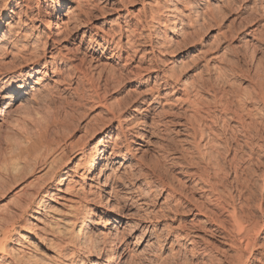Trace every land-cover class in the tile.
<instances>
[{"label": "bare ground", "instance_id": "obj_1", "mask_svg": "<svg viewBox=\"0 0 264 264\" xmlns=\"http://www.w3.org/2000/svg\"><path fill=\"white\" fill-rule=\"evenodd\" d=\"M135 1L141 2L137 13H141L143 19L137 17L136 20L135 17L134 23H130L134 16L127 6ZM244 1L102 0L105 3L102 7L98 0L3 1L0 9V68L2 66L5 70L0 73L1 122L8 123V115L13 113L14 102L18 100L27 101L35 109L48 103L46 101L60 91L62 82L68 80V77L61 80L59 64L78 70L68 62V51L62 44L78 36L77 30L89 21L95 9L102 13L104 10L112 11L116 16L107 29L93 26L82 32L79 43L87 40L89 61L95 59L91 57L94 53H98L97 61H104L101 64L105 70L117 65L119 59L124 58L121 66L127 67L137 58V65L133 67L134 77L139 84L152 81V85H146L136 99L124 103L110 101L107 105L104 103L105 106L100 102L97 91H92L89 98L105 107L101 108L105 118H101L98 111L100 114H95L93 119L103 120L87 129L85 138L88 141L71 146L65 156H59L62 150L58 151V139L49 138L47 127L37 130L33 140H27L26 132L18 127L19 135L24 137L19 149L21 162L26 165L35 157L32 167L41 166L42 169L40 174L29 178L28 173L24 175L25 166L18 162L7 164L5 159H0V200L7 195L8 188L20 184L19 190L13 192L0 208V264H124L128 258L138 256L140 251L127 252V240L118 226L113 224L112 232H105L113 217L104 212H113L107 203L113 197L114 186L120 178L119 169L122 173L130 169L134 159L133 147L145 137V130L140 132L137 129L147 124V120L154 124V116L168 115L173 104L180 105L181 119L166 122L177 127L175 133L194 149L198 162L195 163V171L188 170L189 164L183 154L174 156L170 162L179 170L178 173L192 180V188L186 189L182 184L181 189H177L171 181L158 184L160 190L165 186L170 190L167 195L169 205L178 216H192L180 219L173 227L179 233L171 242L170 255L177 256L187 243L192 255H204L210 262L220 261L213 253L221 252L220 258L225 264H249L250 261L264 264V239L260 238L264 234V205L259 201L256 206L248 189L239 185L236 152L227 160L228 170L233 164L231 181L237 183L233 190L229 188L231 181L221 176L224 169L215 158L223 145L226 153L242 150L244 145L234 149L228 143L236 138L239 140L235 135L237 132L242 134V143L247 147L248 160L242 168L247 178L252 174V160L264 159V81L256 80L252 92L246 96L247 102L254 105L252 108L262 112L261 120L247 121L239 102L226 98L233 90L226 89L232 83L227 80L225 65L229 61L225 52L238 54V51L234 45L227 48L219 46L221 39L225 40L229 35L219 28L218 20L223 19L226 11L231 14L234 7L244 4ZM12 5L16 6L14 11L13 8L9 10ZM63 8H66L64 12ZM232 14H235L233 21L243 18V13ZM242 22L244 24L239 23L240 27L230 31L231 38L238 34L239 48L247 47L248 43L257 42L260 38L256 27L247 26L250 21ZM39 24L44 26L42 31ZM211 27H217L215 34L206 35L207 40L204 41L197 39L202 31ZM211 38L216 46L208 43ZM119 51L121 56L116 55ZM107 52H111L110 56H105ZM176 52H179L177 56L182 55L159 61L166 64L159 70L155 58L161 59ZM21 60L28 63L16 64ZM197 60L202 62L200 70L208 78L204 79L199 74V79L194 78L196 81L193 83L189 74L176 73L178 64ZM230 73L237 76L242 71L232 68ZM75 88L74 92L78 91ZM144 112H152L153 116L147 117ZM53 125L55 127V123ZM58 126L63 127L61 124ZM228 130L230 135L226 133ZM262 171L260 193L264 185V167ZM47 174L55 180L53 190H50L51 180L37 186V181L44 176L46 178ZM189 190L196 192L203 201L187 195ZM206 204L213 206L216 212L210 211ZM138 207L143 209L146 204L140 203ZM255 209L258 216L254 214ZM200 216L215 228L201 226L197 219ZM28 218L32 222H27ZM156 218L155 213L146 214L144 219L134 223L136 229L147 231L145 246L152 239L157 245L160 242L148 226ZM119 222L114 219V223ZM205 232H209L211 238L222 239L229 252L210 243Z\"/></svg>", "mask_w": 264, "mask_h": 264}, {"label": "rangeland", "instance_id": "obj_2", "mask_svg": "<svg viewBox=\"0 0 264 264\" xmlns=\"http://www.w3.org/2000/svg\"><path fill=\"white\" fill-rule=\"evenodd\" d=\"M3 1L4 0H0V9L2 8ZM11 1L12 3L14 1L15 3L17 0ZM101 1L102 0H98V5L100 7L105 5V3H102ZM245 1L243 2L244 4H237L234 7V11H231V14L226 11L224 13L226 14L225 16L221 15L223 19L221 21L218 20L219 28L224 31L226 35L227 33L229 35L227 39H221V41L219 42V46H225V48H227L228 46L232 47L234 45V47L238 51V54H234L228 51L225 52V57L229 61L225 65V69L227 71L226 74H228L227 80L232 83L230 87L231 89L229 87H227L226 89L228 91L233 90L230 96H227L226 98H229L228 100L231 101L235 100L234 102H239L240 107H242L244 110L245 119L247 121L251 119L258 121L261 120L260 118L262 115L260 114L262 112L260 110H258L260 111L258 112L257 110H255V108L253 109L252 106L254 105L251 104V102H247L248 99L246 96H248V94L252 92L254 86L253 83L256 80L261 82L264 81V0ZM140 3L141 2L135 1V3H133L132 5L127 6V9L130 11L131 16H134L133 20H131L130 23H134L135 17L136 20H138L137 17H139V19L141 20L143 19L142 14L137 13V9L140 8ZM247 7H251V9ZM15 8L16 6L12 5L10 6L9 10L14 11ZM65 9L63 8V12L65 11ZM104 11L105 12L102 13L98 9L93 10L91 12L89 21L77 30L76 33H78V36L75 37V39L74 37H72V39L62 44V46H64V48L68 51V62L72 64V67L74 65V68H78L79 72L77 69H67L63 64H59L58 67L60 76L63 77L61 78V80L66 77H68V80L62 82V86L59 87L60 91L55 94L50 99V101H46L48 103L45 102L47 105L43 104L41 105V107H39V109H35L34 107L26 103L27 101L18 100L14 102L15 104L13 106V113L8 115V123L0 121V159H5L7 164H10L11 162H18L21 166H25L26 168L23 172L25 173L24 175L29 174L27 176L29 178H34L35 176L40 174L39 171L42 169V167H32V163L35 157H30L31 159H29V163L26 165L21 162L19 149L21 147L20 143L24 140V137L19 135L18 127L22 128V130L26 132L25 136L26 138H28L27 140H33L35 138L37 130L43 127H47V134L51 135L49 136V138L52 139L53 137L54 140L56 139V141L58 139V151L60 152V150H62V154L60 153L61 155L59 156H65L71 146L88 141L85 138L87 135L86 132L100 123L99 120H103L105 118V113H102V110L105 107L103 108L102 105L105 106V104L107 105L110 103V101L113 102L115 100V102L118 101L121 103L131 101L136 96L138 97V93H141L146 85H152V81L151 83L148 82V84H139L138 80L134 77L135 69L133 67L137 65V58L133 59L134 63L132 62V64L127 67L121 66L124 62V58H122L121 60L119 59L118 64H114L112 67L115 69L114 71L112 68V70L109 69L110 67L104 70V66L103 64H101L104 61H101L99 63L97 61V57L99 56L98 53H94L91 57L95 59L89 61V55L86 52V48L89 44L87 40L85 42L82 41L81 43H79L80 37L83 31L92 29L93 26H99L101 29H107L109 27V25L112 23L111 21L115 19L116 13L106 10ZM232 13H243V18L238 21H233L232 19L235 14ZM246 19L248 22L250 21L247 26H253L257 28L260 38L257 42H251L252 44L248 43L247 47L244 46L239 48V46H237L238 44L236 40L238 34L235 37L231 38L230 31H233L234 29L240 27L238 26L240 25L239 23L244 24L242 21ZM54 22L55 21L53 20V23ZM109 22L111 23L109 24ZM43 29L44 26L39 24V30L42 31ZM216 29L217 27H211L210 29L202 31V33L198 35L197 39H201L203 41L207 40L206 35L211 36L212 34H215L214 32L216 31ZM139 32H142L141 29H139ZM213 40L214 39L211 38L208 43H210L211 46H216L214 45L216 42ZM140 49L141 48H139V50ZM178 53L179 52L173 53L171 56L168 54L161 59H159L158 57L155 58L159 70L166 67V64H160L159 61L165 60L166 58H178L180 55H182L179 54V56H177ZM110 54L111 52H107L105 53V56H110ZM121 54L122 52L119 51L116 55L121 56ZM123 57H125V54H123ZM27 63L28 62L21 60L16 64L25 65ZM183 63L184 61L178 64V70L176 72L177 74L178 71L179 74H189L191 77L190 79L192 80L191 82L193 83L196 81L194 78H196L197 80L199 79L197 78L199 77V74H201L202 77L204 76V79L208 78L205 77L207 76L206 73H202L203 71L200 70L202 63L200 62V60H197L193 63ZM142 66L144 65L142 64ZM1 68L0 73L5 70L4 68ZM232 68H238L242 71L243 75L242 73L237 76L230 75V69ZM74 88L78 91L74 92ZM94 90H96L99 97H101L100 102L102 103V105H100V102L98 105L97 101L96 103L92 100V98H89L90 94H92L91 92ZM205 96L207 97V95ZM92 102H94V104H92ZM179 107V104H173V106H170V112L173 113L174 116L170 112L168 115L154 116V124H151L150 120H147V124L145 123L144 125L139 126L137 131L142 132V130L144 129L145 137L143 138V140L137 141L139 145H135L133 147L135 149L132 150L134 159L130 164V169L125 173H122V170L119 169L120 172L118 173V175H120V178L114 186L112 194L113 197L108 200L110 202H108L107 205L110 208L112 207L113 212H108V210H105L104 213L110 214L113 219L109 221L110 225L105 230V232H112V225L115 224L119 227V230L122 231L125 239L127 240V252L133 254L136 252L139 253L140 251L138 256L128 258L124 264H202L204 262L205 264H225L223 259L220 258L221 254L219 253L221 252H217L218 255L216 254V252H212L214 256L216 255V257H219L220 261L217 260L219 263L217 261L210 262L204 255H192L188 250L189 246L187 245V243L182 246L181 252L177 256L172 257L169 252L171 242L175 238L174 235L179 233V231L175 230L173 227L178 224L180 219H190L192 218V216H178L172 206L169 205L170 200L167 195L170 193V190H168L166 186L164 189L160 190L158 184L160 183V181L165 183L171 181L173 186L177 189H181L180 185L182 184L186 187V189L192 188V180H188L186 177H184L183 174L178 173L179 170L177 171L175 167L171 166L170 162L172 161V158H174V156L179 157L183 154V158L189 164L188 170L195 171V169L197 168V165L195 168L197 154L195 153L194 149L190 148L189 145L185 144L182 139L179 138L180 135H177L175 133L174 129H176L177 127L174 126V124L172 125L171 123L166 122V120H173L176 122L178 121L177 119H181ZM101 108L103 109L101 110ZM98 111H100L101 114ZM97 113L100 114V117L102 116L101 118H104L101 119L96 117V120L93 119L94 116H96L95 114ZM246 113L251 114L246 116ZM144 114H146L147 117L153 116L152 112H144ZM52 123H55V127ZM56 124L57 126L61 124V126H63L64 128H60L59 126L57 127ZM48 125L51 127L49 128ZM113 125H116V123H114ZM232 125L233 124L230 123V126ZM215 128L216 127H214V129ZM106 130L107 128L104 132H106ZM104 132L102 133L104 134ZM226 133L230 135L229 130ZM232 133L234 134L235 131H233ZM236 133L235 135L239 140H237L236 138L235 140H229L228 143L230 146L233 145L232 148L234 149L236 148V146L239 147L244 145L243 147H241L242 150H231L226 153L225 147L223 145L219 150L218 155H215L216 161L220 163L222 169H224L222 171L224 175L221 173V176H225L224 179L226 181H231V178L233 177V164L230 167V170H228L229 167L227 165V160L232 156V154H234V152H236L238 155L237 162H239V164L237 163V176L239 177V185L242 184L243 187H246L248 189L249 194L251 193L250 195L252 196V201L253 203L255 202L256 206L259 203L261 205H264V185L261 189L262 194L260 193L259 187L262 184L263 180V176L261 174L263 172L262 170L264 167V159L259 158V161L256 159L252 160L250 164L252 174L251 177H249V180V178H247V176L245 175L246 171L244 173L242 172V168L247 164L248 160L247 147H245V144L242 143V134H240L239 132V134ZM115 134L116 133H114L113 136ZM132 140L135 141L137 139L132 138ZM236 140L238 143L236 142ZM132 145L133 143H131V146ZM50 180V175L47 174L46 178L44 176L42 179L37 181V186H43L45 182ZM54 183L55 180L53 178L51 180L50 190H53L55 188ZM14 185L12 186L14 188L11 187L12 190L10 188H8V190L6 189L8 193L4 197L5 200L4 198L0 200V208L5 205L4 203L7 202V198L12 196L15 191L19 190L20 184ZM236 185L237 183L232 180L229 188L233 190L234 188H236ZM187 195L193 196L195 199H198V201H203V199L200 198V196L196 192H193L191 190L188 191ZM260 195L262 197H260ZM140 203H145L146 207H144L143 209H139L141 205L138 207V204ZM206 206L208 207V209H210V211L211 209L212 211H215L213 206L207 204ZM152 213H155L157 218L152 221L151 225H148L149 231H151L152 229V232L155 234V236H158L160 242L157 245L155 240L152 239L149 240L150 244L148 243L147 246H145L146 241L148 240L147 231L146 233H144L141 232L143 231L142 229H136V225L134 223H136V220L141 221V219H144L146 214L148 216ZM254 214L258 216L256 209ZM28 219L29 220L27 222H32L31 218ZM114 219L120 220V222L114 223ZM197 219H199V223H201V226L208 229H211L212 227L215 228L214 226H212V224L206 222L204 217L200 216L197 217ZM120 226L124 227V229L120 228ZM205 233L207 234V236ZM205 233V237L210 241V243L215 245V247L221 250L224 249L225 251H228V249H226V246L222 244V239H220L219 241V238H211L209 236V232ZM260 238L264 239V234H262ZM134 241H136L137 244H134ZM140 241H143L141 246ZM182 243H184V241H182ZM183 249H185V251ZM249 264H253V262L250 261ZM255 264L258 263L256 262Z\"/></svg>", "mask_w": 264, "mask_h": 264}]
</instances>
